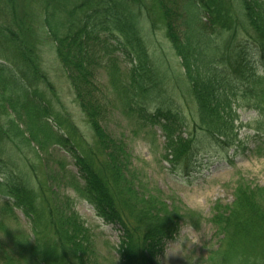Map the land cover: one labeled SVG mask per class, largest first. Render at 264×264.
I'll list each match as a JSON object with an SVG mask.
<instances>
[{
  "label": "trees",
  "instance_id": "obj_1",
  "mask_svg": "<svg viewBox=\"0 0 264 264\" xmlns=\"http://www.w3.org/2000/svg\"><path fill=\"white\" fill-rule=\"evenodd\" d=\"M148 31L158 32L148 37ZM101 33L129 51L127 67L115 57L100 60L112 51L106 39L98 40ZM47 40L92 140L62 114L67 109L55 108L56 91L38 71ZM174 58L181 64L172 71ZM261 66L264 0H242L238 8L226 0H0V264H99L89 228L56 181L81 192L106 221L128 229L116 264H159L162 236L171 238L181 217L159 196L140 191L122 141L109 132L113 104L100 92L113 93L123 116L162 131L170 164L191 154L183 162L187 169L193 136L229 142L235 135L233 102L264 113V83L240 84ZM100 71L107 75L102 87ZM173 81L184 87L181 106L161 101ZM182 107L194 112L192 121L183 119ZM49 141L70 155L76 171L55 162L45 149ZM47 159L57 164L55 175ZM236 196L232 206L217 208L212 224L221 243L203 264H264V187L242 185ZM17 210L31 220V232L8 226L6 216L17 217Z\"/></svg>",
  "mask_w": 264,
  "mask_h": 264
},
{
  "label": "rangeland",
  "instance_id": "obj_2",
  "mask_svg": "<svg viewBox=\"0 0 264 264\" xmlns=\"http://www.w3.org/2000/svg\"><path fill=\"white\" fill-rule=\"evenodd\" d=\"M181 1L183 2V0ZM226 1L233 2L236 8L242 2V0ZM179 7H182L180 3ZM242 20L248 24L247 19L242 17ZM154 32L148 31V37H151ZM160 32L163 31L160 30ZM108 35V33H101L98 40L105 41L106 39V44L108 48H112V51L108 54H99L100 60L105 62L109 57H115L121 63V67H127L130 59L129 51L119 44L118 39ZM161 35L159 34L156 38L159 45L163 42ZM247 39L248 36L243 40ZM149 47L151 51L155 50V43H152L151 40ZM41 51L42 62L40 64L43 65L39 66L38 71L40 74H45V72L48 74L56 91L55 100L59 104L55 108L59 111L62 109L60 106L67 109L62 114L72 120L89 140H92L93 131L87 123L84 112L75 101L67 73L56 59L53 42L47 40V43L41 46ZM179 63L181 64V61L178 58L170 60V65L174 67L172 71L180 68ZM124 64L126 65L124 66ZM263 68V66L259 67L256 77L250 82L244 80L240 84L242 86L244 84L262 86L264 83ZM98 75V83L102 87V84L107 82V75L104 71H100ZM231 76L234 80L237 76L242 79L243 74L236 75L231 71ZM184 83L188 86L186 82ZM167 84L172 91L161 101L181 106L184 87L174 81L173 83L167 82ZM100 95L113 104L114 110H111L108 118L110 131L107 130L111 135L113 134L112 136L116 140L122 141L128 157L127 166L135 174L136 182L137 178L139 179L137 183L142 186L140 191L152 196H159L161 200H165L170 206L175 207L176 214L181 217L180 224L184 222L183 215H185L191 217L195 227H200V242L193 244L186 251L185 256L175 254L169 255L165 259L163 253L159 264H203L204 260L221 243V237L217 235L216 228L212 224V220L218 213V206H232L238 189L242 185L251 184L264 187V113H258L254 109L248 108L247 105L244 108L239 107L237 102H233V108L236 109L239 116L235 122L237 128L235 135L229 142H222L218 139H202L200 138L202 133L198 132V136H193L194 150L190 162L192 165L186 169L183 162L186 161L188 155H182L181 160H174L173 164H170L165 158L166 140L161 130L149 122L143 123L137 121V118L128 119L123 116L120 112L123 110L119 109L120 104L114 101L113 93L101 91ZM240 105L242 104L240 103ZM182 108L183 119L186 122L192 121L194 112L190 108ZM184 137H187V134H184ZM51 142L49 141L45 149L49 148L55 162L66 161L67 168L76 171L70 155L63 149L55 148V146L49 147ZM190 157L191 154L188 159ZM46 164L55 175L57 164H52L50 159L46 160ZM56 184L58 193L62 198L68 199L81 220L89 228L94 260H98L99 264H116L120 259L117 247L128 229H123L119 223L106 221L102 218L96 206L88 201L81 192H77L68 184H61L60 181H56ZM66 192H70L71 195ZM67 208L69 209V207ZM5 221L11 229L18 228L31 232V220L24 212H17V217L12 219H9L7 215ZM256 256L257 258L262 257L260 254H256Z\"/></svg>",
  "mask_w": 264,
  "mask_h": 264
},
{
  "label": "clouds",
  "instance_id": "obj_3",
  "mask_svg": "<svg viewBox=\"0 0 264 264\" xmlns=\"http://www.w3.org/2000/svg\"><path fill=\"white\" fill-rule=\"evenodd\" d=\"M66 194L71 195L70 192H66ZM183 216L185 217L184 222L178 225L171 238L162 236V246L165 259L169 255L175 254L185 256L186 251L189 250L193 244L200 242V227H195L193 225L192 220L190 219L191 217ZM157 259H159V257H157Z\"/></svg>",
  "mask_w": 264,
  "mask_h": 264
}]
</instances>
